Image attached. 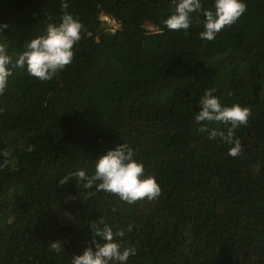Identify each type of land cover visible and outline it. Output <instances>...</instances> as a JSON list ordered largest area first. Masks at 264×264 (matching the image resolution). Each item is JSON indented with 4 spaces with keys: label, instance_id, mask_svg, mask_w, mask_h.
Here are the masks:
<instances>
[{
    "label": "trees",
    "instance_id": "16d2710c",
    "mask_svg": "<svg viewBox=\"0 0 264 264\" xmlns=\"http://www.w3.org/2000/svg\"><path fill=\"white\" fill-rule=\"evenodd\" d=\"M65 2L83 25L71 65L50 81L14 68L0 95V152L11 153L0 169V264H72L106 243L93 223L125 233L121 251L137 253L127 264H264V0H244L212 41L199 36L202 13L186 32L167 28L172 0H0L9 55L59 25ZM206 89L251 110L234 130L235 158L210 139L231 124L194 120ZM122 143L156 178L158 199L128 204L75 178L59 184L77 170L94 175ZM57 241L60 253L49 247Z\"/></svg>",
    "mask_w": 264,
    "mask_h": 264
},
{
    "label": "clouds",
    "instance_id": "9594fccd",
    "mask_svg": "<svg viewBox=\"0 0 264 264\" xmlns=\"http://www.w3.org/2000/svg\"><path fill=\"white\" fill-rule=\"evenodd\" d=\"M174 13L163 23L169 30L185 32L191 26V14L202 13L204 30L199 33L202 40L212 41L225 27H230L245 13L247 5L244 0H214V10H205L201 0H172ZM68 8V4L62 3V11ZM51 19V16H49ZM199 24L200 21H197ZM115 24V23H113ZM7 23L0 25V34L8 28ZM83 25L64 11L59 25L49 23L46 34L39 35L24 45L22 53L9 55L5 44L0 43V95H3L8 87L9 78L14 68L24 69L27 73L40 81L52 80L60 71L71 65L74 59V46L81 40ZM15 56V59H14ZM214 89H206L199 100L200 111L195 115L196 123L207 121L231 124L227 134L213 131L210 139L217 135L220 141L230 145L228 155L237 157L242 152L241 140L234 135V130L240 126H247L251 116V110L240 104L222 106L219 99L213 95ZM201 132L207 131L206 127L200 128ZM29 151L33 150L30 146ZM4 157L0 163V169L8 166L11 153L8 150L0 152ZM135 152L127 144H119L114 150L101 156L95 163V173L89 176L85 170H77L64 176L60 185L67 184L75 178L84 189H93L96 192L103 191L116 195L120 201L134 204L138 201H153L161 195V187L154 176H146L142 163L134 159ZM99 182V183H97ZM88 192L87 195H94ZM94 237H102L106 243L100 244L95 240V251L88 247L82 255H75L72 264H127L130 256L136 255L135 248H125L116 242V237H123V231L113 232V229L104 224L91 225ZM131 230V228L129 229ZM56 253H60L62 245L60 241L49 246Z\"/></svg>",
    "mask_w": 264,
    "mask_h": 264
},
{
    "label": "built area",
    "instance_id": "2783aa9c",
    "mask_svg": "<svg viewBox=\"0 0 264 264\" xmlns=\"http://www.w3.org/2000/svg\"><path fill=\"white\" fill-rule=\"evenodd\" d=\"M102 18H103L104 20H106L109 24H110L111 22L115 23V20L111 19V18H110L109 16H107V15L102 16ZM113 23H111V24H113ZM113 28H114V27H113Z\"/></svg>",
    "mask_w": 264,
    "mask_h": 264
},
{
    "label": "rangeland",
    "instance_id": "374dc122",
    "mask_svg": "<svg viewBox=\"0 0 264 264\" xmlns=\"http://www.w3.org/2000/svg\"><path fill=\"white\" fill-rule=\"evenodd\" d=\"M111 23H113V22H111ZM111 23H110V24H111ZM149 28H150V29H155L154 26H150V25H149ZM111 29L113 30L114 28H111Z\"/></svg>",
    "mask_w": 264,
    "mask_h": 264
}]
</instances>
